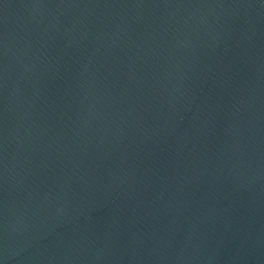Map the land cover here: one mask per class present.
<instances>
[{"label":"water","instance_id":"obj_1","mask_svg":"<svg viewBox=\"0 0 264 264\" xmlns=\"http://www.w3.org/2000/svg\"><path fill=\"white\" fill-rule=\"evenodd\" d=\"M0 264H264V0H0Z\"/></svg>","mask_w":264,"mask_h":264}]
</instances>
